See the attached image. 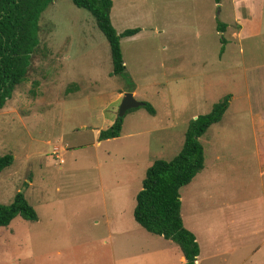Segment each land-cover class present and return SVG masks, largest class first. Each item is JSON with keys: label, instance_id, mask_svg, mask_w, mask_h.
<instances>
[{"label": "rangeland", "instance_id": "374dc122", "mask_svg": "<svg viewBox=\"0 0 264 264\" xmlns=\"http://www.w3.org/2000/svg\"><path fill=\"white\" fill-rule=\"evenodd\" d=\"M237 1L112 0L116 31L140 28L120 39V75L89 11L47 6L26 79L0 109V155L13 156L0 204L23 193L38 219L0 227V264H181L174 242L135 221L136 194L155 159L179 152L189 121L226 95L222 119L199 137L209 167L179 190L181 216L198 264H264V177L242 173L251 118L264 117V0ZM131 87L155 114L132 108L119 137L99 140Z\"/></svg>", "mask_w": 264, "mask_h": 264}, {"label": "trees", "instance_id": "16d2710c", "mask_svg": "<svg viewBox=\"0 0 264 264\" xmlns=\"http://www.w3.org/2000/svg\"><path fill=\"white\" fill-rule=\"evenodd\" d=\"M54 0H0V109L11 98L15 88L26 79L32 54L39 44V19ZM86 9L106 38L112 63V74L125 72L120 39L139 32V27L118 33L111 21L112 0H71ZM218 3L219 0H216ZM225 23L218 22L217 31L223 32ZM224 43V39L221 38ZM133 91V87L129 89ZM143 107L155 114L154 107L143 101ZM229 105V95L212 105L208 113L198 115L188 123L179 152L170 160L155 159L147 168L142 188L135 198L133 217L147 232L174 242L182 252L183 264H196L199 244L193 232L183 224L179 190L189 184L204 166V149L199 140L206 130L222 119ZM131 109L127 110L130 111ZM126 112V113H127ZM123 117L101 129L98 139L118 137ZM13 163L10 153L0 155V172ZM16 216L37 220V212L23 193H16L9 204H0V227L8 225Z\"/></svg>", "mask_w": 264, "mask_h": 264}, {"label": "crops", "instance_id": "0c3cea01", "mask_svg": "<svg viewBox=\"0 0 264 264\" xmlns=\"http://www.w3.org/2000/svg\"><path fill=\"white\" fill-rule=\"evenodd\" d=\"M246 0H238L237 3L239 4H242L243 2H245ZM113 6V5H112ZM112 9V8H111ZM238 20V19H237ZM112 21V19H111ZM112 24L114 25V23L112 22ZM238 28L239 30L241 31L242 30V27H241V24L238 23ZM115 26V25H114ZM123 30L125 29H122L121 31L119 32H122ZM140 31V30H139ZM239 31V33H240ZM138 34V33H136ZM136 34L132 35V36H129V37H134ZM133 93V96L135 97L136 95V90L134 89L133 91H131ZM123 96V92H120L118 94V97L121 98ZM229 106V105H228ZM228 108V107H227ZM114 121V119H111L109 121V124H112ZM219 122V121H218ZM215 124V123H214ZM213 125V124H212ZM110 126V125H109ZM263 129L264 130V117H261L260 115L258 114H255L253 115V117L251 118V132H252V141H253V145L252 146H249V148H251V152L253 154V160L252 161H248L246 164L247 166L245 167V170L242 172L243 175H245L246 177L250 178L254 172V168H256L258 170V173H257V176L259 177H264V143L262 142V139H264V132L260 133L259 129ZM99 131L98 130V134H99ZM120 136V135H119ZM118 136V137H119ZM116 138V137H115ZM110 139H113V138H110ZM106 140V139H104ZM98 144L100 143L99 141L97 142ZM240 153V151L238 152ZM238 158V157H237ZM255 159V160H254ZM240 161V160H239ZM241 163H243V161H240ZM241 165V164H240ZM240 165H237L235 164V175H236V178H237V171L240 172L239 168H241ZM209 167V164L207 165L205 163V159H204V166L203 168L199 171L201 172L202 170L204 171V173L207 171V168ZM198 172V173H199ZM197 173V174H198ZM196 174V175H197ZM195 175V176H196ZM212 177H216V176H212ZM194 179V178H193ZM192 179V180H193ZM191 180V181H192ZM204 182H207V178L204 177ZM250 181V180H249ZM191 183V182H190ZM264 195V194H263ZM210 199V196H208ZM225 197H228V196H224L223 195V199H225ZM257 199L258 201L261 200V203H262V214L264 215V196H257ZM234 200H235V203L236 205L238 204V201H241L243 200L241 196L238 195V192L237 194L234 196ZM134 209V208H133ZM38 219V218H37ZM183 219V217H182ZM183 224L184 226L189 229L191 232L194 233L195 237H196V240L198 242V238L195 234V232L193 231V229H190L189 227H187L184 223V220H183ZM160 236V235H159ZM199 244V243H198ZM260 246V244L258 245V247ZM180 250V249H179ZM199 254H200V248H199ZM178 261L183 264L185 262V258L182 254V252L180 251V254L178 255ZM199 262V258L197 256V260H196V264H198Z\"/></svg>", "mask_w": 264, "mask_h": 264}, {"label": "water", "instance_id": "95a60500", "mask_svg": "<svg viewBox=\"0 0 264 264\" xmlns=\"http://www.w3.org/2000/svg\"><path fill=\"white\" fill-rule=\"evenodd\" d=\"M143 105H144L143 101L136 100L135 97L133 96V93L131 91H127L123 94L122 100L120 102L118 108V116L122 117L126 114L127 110Z\"/></svg>", "mask_w": 264, "mask_h": 264}]
</instances>
